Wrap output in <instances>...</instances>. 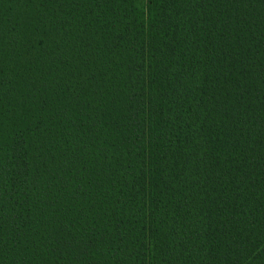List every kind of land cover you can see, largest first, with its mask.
I'll return each instance as SVG.
<instances>
[{
    "label": "trees",
    "instance_id": "obj_1",
    "mask_svg": "<svg viewBox=\"0 0 264 264\" xmlns=\"http://www.w3.org/2000/svg\"><path fill=\"white\" fill-rule=\"evenodd\" d=\"M0 264H264V0H0Z\"/></svg>",
    "mask_w": 264,
    "mask_h": 264
}]
</instances>
